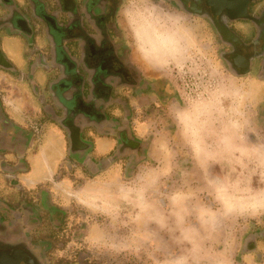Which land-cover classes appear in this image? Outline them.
I'll list each match as a JSON object with an SVG mask.
<instances>
[{
    "label": "clouds",
    "instance_id": "9594fccd",
    "mask_svg": "<svg viewBox=\"0 0 264 264\" xmlns=\"http://www.w3.org/2000/svg\"><path fill=\"white\" fill-rule=\"evenodd\" d=\"M179 0H120L114 43L125 67L163 85L159 130L125 174L87 181L89 251L107 264H237L264 226V114L235 72L208 70ZM147 140V137H144ZM264 264V254L247 258Z\"/></svg>",
    "mask_w": 264,
    "mask_h": 264
},
{
    "label": "flooded vegetation",
    "instance_id": "af4514ba",
    "mask_svg": "<svg viewBox=\"0 0 264 264\" xmlns=\"http://www.w3.org/2000/svg\"><path fill=\"white\" fill-rule=\"evenodd\" d=\"M0 3L5 13L0 15V31L15 33L26 51L23 70L1 52L0 68L30 86L42 111L52 109L47 115L24 116L18 127L10 114L7 89L0 87V180L5 183L0 189V252L9 255L20 250L32 264H46L36 250L44 245L40 242L45 240L46 228L51 222L59 224L62 214L51 197V185L29 190L19 181L18 170H27L30 160L17 150H36L45 125L54 123L64 131L67 146L65 158L47 180H74L64 175L73 168L95 174L119 163L131 166L149 146L133 122L137 108L146 114L150 106L139 107L135 97L154 91L150 82L125 67L123 52L114 43L120 0H28L26 9L14 0ZM177 7L209 25L219 60L236 75L246 74L261 83L259 95L264 96V0H179ZM39 69L59 76L40 87L35 82ZM114 109L120 111L116 116L111 114ZM110 118L117 123V145L113 152L93 160L92 143L84 141L83 135L94 125L105 128ZM244 252L250 257L264 254V226L254 230Z\"/></svg>",
    "mask_w": 264,
    "mask_h": 264
},
{
    "label": "rangeland",
    "instance_id": "374dc122",
    "mask_svg": "<svg viewBox=\"0 0 264 264\" xmlns=\"http://www.w3.org/2000/svg\"><path fill=\"white\" fill-rule=\"evenodd\" d=\"M183 12V11H182ZM187 26L191 31V34L203 54L200 57V62L211 71V66L219 64L223 68L228 69L223 61L219 60L217 55V50L215 46V41L211 36V29L209 25L203 24L197 17L185 14ZM229 70V69H228ZM241 77L244 82L240 85L243 90H250L255 98L260 101L258 107L261 110V113L264 114L263 102L264 96L259 95L258 89L255 86L261 88V83L253 82L249 79L246 74L237 75ZM165 93L163 85L159 86L157 97H144L141 99L139 107L150 106V109H147V113L139 111L140 108L136 109L139 114H135L136 121H145L146 128L144 129V137L148 139L144 141L149 145L151 139L153 138V131L159 130V118L163 115V110L155 104L157 100L163 101L165 99ZM137 128V127H136ZM149 147V146H148ZM146 153V152H145ZM144 153V156H145ZM143 156V157H144ZM135 164L138 163L141 159L135 158ZM133 162V160H132ZM114 165L100 172L85 173V171L73 168L70 173L65 172V176L75 178L74 180H62L59 183L53 182L52 186V195L56 206L61 211V222L55 224L54 222L50 223V226L46 228L44 233V242H40L42 247L36 250V254L39 257H43V261L46 264H107V262L95 255L93 252L89 251L86 244V237L92 230L94 224V217L89 213V211L77 202V196L79 195V190L84 186V184L96 178L97 176H102L109 172H114L117 169L122 170L125 174L129 173L134 167V163L131 166L124 165ZM63 182V183H62ZM45 193H48L47 189H44ZM48 216V215H47ZM257 227L246 232L240 242L239 250L236 254L237 264H253V261L247 259L244 252V245L250 239L252 233Z\"/></svg>",
    "mask_w": 264,
    "mask_h": 264
},
{
    "label": "crops",
    "instance_id": "0c3cea01",
    "mask_svg": "<svg viewBox=\"0 0 264 264\" xmlns=\"http://www.w3.org/2000/svg\"><path fill=\"white\" fill-rule=\"evenodd\" d=\"M27 1L28 0H14L18 7L24 9H26L27 7ZM2 9L4 8L0 3L1 16L5 15V13H1ZM42 42L43 41H41V45ZM0 52L13 64H15L17 68L21 70L24 69L26 51L21 42V39L18 36L15 37V33L10 36V34H6L0 31ZM58 76V74H53L48 71V69H39L35 72V82H37L40 87L44 88V86H46L49 82H54V80H56ZM0 83L2 84L0 85V87L2 86L7 89L6 98L11 100L12 109L10 110V114L16 126H18L17 122H21L26 115L40 116L41 113L45 115L51 113V108L49 110L43 111L40 109L38 104L34 101V98L30 91V86L16 78V76H14V74H12L10 71L0 68ZM160 85L162 84L150 82V90L152 89L151 91L154 92H152V95L148 96H144L143 94L137 95L135 97L137 104H140L139 101H141V99L144 97H157V92ZM55 87H58V84L55 85ZM255 87H257L258 92L261 93L263 91L261 88H259V86ZM119 112L120 111L118 109H114L113 111H111V114L116 116L119 114ZM112 119L113 118H110V120L106 122V129H99V125H94L91 131L87 130L83 135L84 141L92 143V148L90 149V151L92 153L93 160L96 158H102L110 152H113L114 148L117 145V137L114 134L117 123L116 120ZM133 125L135 126V128L137 127L136 131L138 135L144 138L143 132L146 128L145 121L137 122L136 120H134ZM66 146L67 142L64 136V131L54 123H47L45 125L44 139L40 142V145L36 150H26L23 148L17 150V152H19V156L25 154L30 160V167L27 170H18V176L22 179L19 181L22 183L25 189L31 190L37 187L45 186L46 184L51 185V183L53 182L60 184L62 180L47 179L53 176V173L56 169H58L61 161L65 158ZM102 165L103 163L101 162V166ZM104 167H107V164H105ZM4 186V181L0 180V189H3ZM247 257L250 256L247 255Z\"/></svg>",
    "mask_w": 264,
    "mask_h": 264
},
{
    "label": "water",
    "instance_id": "95a60500",
    "mask_svg": "<svg viewBox=\"0 0 264 264\" xmlns=\"http://www.w3.org/2000/svg\"><path fill=\"white\" fill-rule=\"evenodd\" d=\"M0 264H32V261L27 254L14 250L9 255L0 252Z\"/></svg>",
    "mask_w": 264,
    "mask_h": 264
}]
</instances>
